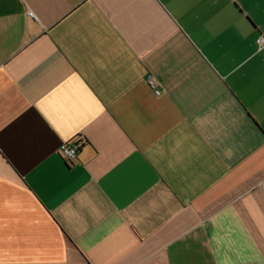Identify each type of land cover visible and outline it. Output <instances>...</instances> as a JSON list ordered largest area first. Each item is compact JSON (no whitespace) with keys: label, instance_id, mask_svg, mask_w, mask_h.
<instances>
[{"label":"crops","instance_id":"obj_1","mask_svg":"<svg viewBox=\"0 0 264 264\" xmlns=\"http://www.w3.org/2000/svg\"><path fill=\"white\" fill-rule=\"evenodd\" d=\"M260 35L264 0H0V264H264Z\"/></svg>","mask_w":264,"mask_h":264},{"label":"built area","instance_id":"obj_2","mask_svg":"<svg viewBox=\"0 0 264 264\" xmlns=\"http://www.w3.org/2000/svg\"><path fill=\"white\" fill-rule=\"evenodd\" d=\"M257 45L259 47L264 45V35H260L257 40ZM148 84L154 90L156 95L160 94V90L156 88V84L153 79L148 77ZM79 152V144L73 140L65 141L61 144L59 148V155L67 162L74 160L77 158Z\"/></svg>","mask_w":264,"mask_h":264}]
</instances>
